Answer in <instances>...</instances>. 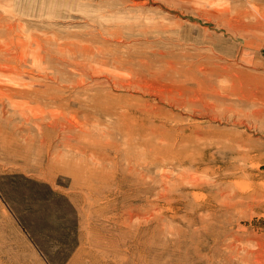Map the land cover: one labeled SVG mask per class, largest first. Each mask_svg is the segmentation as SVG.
<instances>
[{"label":"rangeland","instance_id":"374dc122","mask_svg":"<svg viewBox=\"0 0 264 264\" xmlns=\"http://www.w3.org/2000/svg\"><path fill=\"white\" fill-rule=\"evenodd\" d=\"M0 264H264V0H0Z\"/></svg>","mask_w":264,"mask_h":264}]
</instances>
